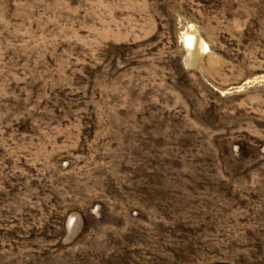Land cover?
I'll use <instances>...</instances> for the list:
<instances>
[{"label": "rangeland", "instance_id": "obj_1", "mask_svg": "<svg viewBox=\"0 0 264 264\" xmlns=\"http://www.w3.org/2000/svg\"><path fill=\"white\" fill-rule=\"evenodd\" d=\"M0 264H264V0H0Z\"/></svg>", "mask_w": 264, "mask_h": 264}, {"label": "bare ground", "instance_id": "obj_2", "mask_svg": "<svg viewBox=\"0 0 264 264\" xmlns=\"http://www.w3.org/2000/svg\"><path fill=\"white\" fill-rule=\"evenodd\" d=\"M186 40H187V42H188L190 45H193V39H192V37L187 36Z\"/></svg>", "mask_w": 264, "mask_h": 264}]
</instances>
